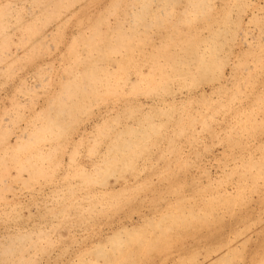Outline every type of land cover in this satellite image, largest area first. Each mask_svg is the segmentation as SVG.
I'll return each mask as SVG.
<instances>
[{"label": "rangeland", "instance_id": "374dc122", "mask_svg": "<svg viewBox=\"0 0 264 264\" xmlns=\"http://www.w3.org/2000/svg\"><path fill=\"white\" fill-rule=\"evenodd\" d=\"M190 1L0 0V264H264V0Z\"/></svg>", "mask_w": 264, "mask_h": 264}, {"label": "bare ground", "instance_id": "6f19581e", "mask_svg": "<svg viewBox=\"0 0 264 264\" xmlns=\"http://www.w3.org/2000/svg\"><path fill=\"white\" fill-rule=\"evenodd\" d=\"M63 1H64V0H63ZM140 1H141V0H140ZM144 1H145V0H144ZM191 1H192V0H191ZM191 1H190V2H191ZM203 1H204V0H203ZM208 1H209V0H208ZM147 2H148V1H147ZM190 2H189V4H191ZM139 3H142V2H139ZM145 3H146V2H145ZM143 5H144V4H142V6H143ZM147 5H148V4H147ZM192 5H193L192 8H207V7L210 6V3H207L206 0H205V2H202L201 0H195V1L193 0L191 6H192ZM56 6H57V5H56ZM140 6H141V5H140ZM140 6H139V7H140ZM143 8H146V7H143ZM187 8H191V7H187ZM209 8H210V7H209ZM138 12H139V11H138ZM145 12H146V11H145ZM147 12H148V11H147ZM141 13H143V12H141ZM141 13H140V14H141ZM145 14H146V13H145ZM132 19H133V17H132ZM140 19H142V18H140ZM148 24H149V23H148ZM135 25H136V24H135ZM118 26H120V25H118ZM131 32H132V31H131ZM123 34H124V32H123ZM97 35H98V34L96 33V36H97ZM104 35H105V34H104ZM111 35H112V34H111ZM125 35H126V34H125ZM186 36H187V35H186ZM91 37H92V36H91ZM100 37H101V36H100ZM126 37H127V36H126ZM96 38H97V37H96ZM115 38H116V35H115ZM187 38H188V37H187ZM215 38H216V37H214V39H215ZM95 40H96V39H95ZM114 41H115V40H114ZM123 41H124V39H123ZM91 42L93 43L92 40H91ZM95 42H96V41H95ZM95 42H94V43H95ZM215 42H216V41H215ZM89 43H90V42H89ZM114 43H115V42H114ZM114 43L112 44V45H113L112 48L109 47V48L111 49L110 52H111V53H114V54H123L124 51H122L123 49H121L122 46H121V45H118V43H116V44L118 45V46H116ZM112 45H111V46H112ZM120 47H121V48H120ZM172 49H175V48H172ZM99 50H100V49H99ZM166 50L168 51V49H166ZM162 51H163V50H162ZM187 51H188V50H186V52H187ZM173 52H174V51H173ZM175 52H176V51H175ZM198 52H199V51H198ZM176 53H177L178 55H180V56L176 55ZM176 53H174V54L176 55L177 58H178V57H179V58H181V57L183 58V56H181V54L178 53V51H177ZM183 53H185V50H184ZM172 55H173V53H172V54H169V53L166 52V51L163 52V54L161 55V56H162V58H161V60H162V62H161L162 65L160 64V66H164V64L168 62V63H167L168 65H165V67H166V66H169V67H166V68H168V69H166V68H165L166 70L163 69V70H164V73H165L166 75L169 73V71L171 72V70H175V71L180 70V68L177 67V66H179V65H175V64H174L175 62H176V64H177L178 62H182V64H183V61L186 60V59L184 58V60L182 59L183 61H181V59H179L180 61H178V60H176V57L173 55V56L175 57V59H174ZM194 55H195V56H193V58H192V57H191V58L189 57V58H190V61H192L193 64H194L195 66H197V65H200V66L203 65V66H205L206 58L203 56V54H202V55H201V54H198V55H197V53H196V54H194ZM159 58H160V56H159ZM208 58H209V57H208ZM107 59H109V58H107ZM118 59H119V57L117 56L115 60L118 61ZM153 59H154V58H153ZM173 59H174V60H173ZM191 59H192V60H191ZM161 60H160V61H161ZM187 60H189V59H187ZM208 60H209V59H208ZM94 61H95V60H94ZM151 61L154 62V60H152V59H151ZM156 61H157V60H156ZM174 61H175V62H174ZM152 62H150V63H152ZM158 62H159V61H158ZM158 62H157V65L155 64L156 66H154V65L151 66L152 69H153V67H157V66H159V65H158ZM163 62H164V64H163ZM192 62H191V63H192ZM187 63H188V62H187ZM189 64H190V62H189ZM93 65H94V64H93ZM99 65H100V64H99ZM101 65H102V64H101ZM160 66H159V67H160ZM180 66H181V65H180ZM200 66H199V67H200ZM93 67H94V66H91V68H93ZM123 68H125V67H124L121 63H118V65H116V67H115L116 70H115L114 68H112V70L114 69L115 71H118V70L123 69ZM136 68L138 69L139 67H136ZM160 68H162V67H160ZM185 68H186V67H185ZM96 69H97V67H96ZM102 69H103V68H102ZM201 69H202V68H201ZM114 70H113L112 72H114ZM160 70H161V69H160ZM160 70H159V71H160ZM168 70H169V71H168ZM153 71H154V70H153ZM155 71H156V70H155ZM175 71H174V72H175ZM160 72H161V71H160ZM162 72H163V71H162ZM178 72H179V71H178ZM114 73H116V72H114ZM164 73H163V74H164ZM86 74H87V73H86ZM159 74H160V73H159ZM183 74H184V73H183ZM87 75H88V74H87ZM92 75H94V74H92ZM109 75H110V74H109ZM160 75H161V74H160ZM174 75H175V74H174ZM177 75H179V74H177ZM167 76H168V75H167ZM86 77H87V76H86ZM161 77H163V76H160V78H161ZM177 77H178V76H177ZM98 78H99V77L97 76V79H98ZM168 78H169V77H168ZM170 78H171V77H170ZM170 78H169V79H170ZM178 78H179V77H178ZM90 79H91V77H90ZM99 79H101V77H100ZM99 79H98V80H99ZM107 79H108V78H107ZM169 79H168V80H169ZM171 79H172V78H171ZM166 80H167V78H166ZM88 82H89V78H88ZM169 82H170V81H169ZM92 83H93V82H92ZM97 83L100 84L98 81H97ZM104 83H105V82H104ZM107 83H108V82H107ZM101 85H102V84H101ZM104 85H105V84H104ZM99 86H100V85H99ZM70 87H71V86H70ZM81 87H82V86H81ZM93 87H94V86H93ZM84 90H85V89H84ZM84 90H83V91H84ZM68 91H71V90H68ZM73 91H74V90H73ZM73 91H72V94H73ZM75 92H76V91H75ZM64 93H65V92H64ZM67 93H68V92H67ZM67 93H65V94H67ZM69 94H70V92H69ZM69 94H68L67 96H69ZM70 95H71V94H70ZM63 97H64V96H63ZM71 97H72V96H71ZM68 98H69V97H68ZM74 98H75V97H74ZM64 99H65V97H64ZM70 99H71V98H70ZM62 100H63V99H62ZM56 101H57V100H56ZM58 101H59V100H58ZM60 101H61V96H60ZM68 101H69V100H68ZM69 102H70V101H69ZM74 102H75V100H74ZM59 103H60L61 105H64V107H66V109L69 110V109L67 108L68 106H67V105L65 106V104H67L68 102H66L65 104H63V102H59ZM51 104L54 105L53 102H52ZM70 104H71V102H70ZM58 105H59V104H58ZM68 105H69V104H68ZM54 106H55V105H54ZM70 106H71V105H70ZM52 107H53V106H51V108H52ZM59 108H61V107H59ZM52 109H54V108H52ZM64 109H65V108H61V109H60L61 111L59 110V111L61 112V114H62L64 111H67V110H64ZM56 111H57V110H56ZM71 111H72V110H71ZM71 111H70V110L68 111V112H69V116L72 115V114L70 115V113H72ZM68 112H67V113H68ZM47 113H48V112H47ZM47 113H46V115H47ZM58 113H59V112H58ZM50 114H51V113H50ZM63 114H64V113H63ZM73 114H74V112H73ZM46 115H45V116H46ZM66 116H67V114H66ZM69 116H68V117H69ZM103 116H104V115H103ZM64 117H65V116H64ZM51 118H52V115H51ZM49 119H50V117H49ZM60 119H61V118H60ZM62 119H64V118H62ZM53 120H54V119H53ZM50 121L53 123L52 120H50ZM58 122H59V121H58ZM58 122H57V123H58ZM63 122H64V121H63ZM147 123H148V121H147ZM58 125H59V123H58ZM60 125H62V124L60 123ZM150 125H151V124H150ZM154 126H155V125H154ZM38 127H39V126H38ZM50 127H51V126H50ZM132 127H133V126H132ZM151 127H152V126H151ZM42 128H43V127H42ZM44 128H45V127H44ZM44 128L42 129L43 132L46 131ZM46 128H47V126H46ZM51 128H52V127H51ZM158 128H159V127H158ZM161 128H162V127H161ZM61 129H62V128H61ZM126 129H127V127H126ZM126 129H125V130L123 129V132H121V134H125V135H126V132L129 131V130H126ZM144 129H145V128H144ZM38 130H39V128H38ZM40 130H41V129H40ZM47 130H49V129L47 128ZM49 131H50V130H49ZM121 131H122V130H121ZM145 131H146V130H145ZM138 133H139V132H138ZM138 133H133V134H138ZM144 133H145V132H144ZM157 133H158V132H157ZM153 134H154V133H153ZM119 135H120V134H119ZM145 135H146V134H145ZM129 136H130V135H129ZM117 137H118V136H117ZM142 138H143V137H142ZM124 139H125V138H124ZM115 140H116V138H115ZM120 140H121V139H120ZM124 141H128V140L125 139ZM124 141L122 140V143H123ZM147 141H148V140H147ZM118 142H119V141H118ZM118 142H117V143H118ZM126 143H127V142H126ZM126 143H124V144H126ZM128 143H130V142H128ZM128 143H127V144H128ZM119 144H120V143H119ZM115 145H116V144H115ZM116 146H117V145H116ZM120 146H123V147H124V145H120ZM125 146H126V145H125ZM127 146H128V145H127ZM127 146H126V147H127ZM117 147H118V146H117ZM119 148H120V147H118V149H119ZM118 149H117V151H120V150H118ZM122 153H123V152H122ZM124 153H125V152H124ZM117 155H118V154H117ZM113 156H114V155H113ZM105 157H106V156H105ZM103 158H104V157H103ZM116 158H117V157H116ZM113 159H114V158H113ZM119 160H120V159H119ZM104 161H105V160H104ZM109 161H110V160H109ZM94 162H95V161H94ZM105 162H106V161H105ZM95 163H96V162H95ZM107 164H109V163H107ZM107 164H106V165H107ZM124 179H125V178H124ZM123 182H124V181H123ZM126 184H127V183H126ZM113 189H114V188H113ZM109 192H110V191H109Z\"/></svg>", "mask_w": 264, "mask_h": 264}]
</instances>
